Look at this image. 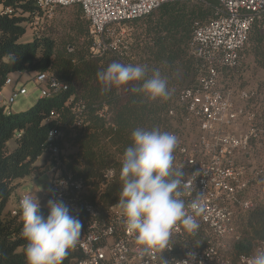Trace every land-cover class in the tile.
<instances>
[{
	"label": "trees",
	"instance_id": "16d2710c",
	"mask_svg": "<svg viewBox=\"0 0 264 264\" xmlns=\"http://www.w3.org/2000/svg\"><path fill=\"white\" fill-rule=\"evenodd\" d=\"M0 6V91L8 78L25 73H35V77L46 73L66 86L54 95L39 97L27 110L8 112L0 104V264H27L21 210L13 213L8 204L21 180L48 172L53 166L48 154L50 133L61 132L56 143L63 165L83 180L86 198L101 211L117 206L121 161L124 150L132 144V132L159 128L181 134L178 125L193 128L184 121L180 93L196 83L201 67L200 58L192 52L195 28L213 18L220 3L165 2L148 14L117 23L132 29L130 40H120L104 52L96 50L98 36L80 4L57 6L62 25L55 31L36 29L31 39H26L29 25L44 15L37 0H0ZM248 51L264 69V12L252 26L243 56ZM113 62L146 66L147 77L159 70L167 81L169 98L151 100L134 91L142 81L102 91L97 72ZM234 68L225 67L222 72ZM178 147L174 165L180 158ZM41 156L45 161L39 165L36 162ZM108 170L114 171L110 180L105 177ZM257 170H261L259 180L264 169ZM41 211L47 215L46 205H41ZM199 238H192L191 245ZM232 240L235 255L251 253L264 240V202L256 201L249 210H236ZM82 255L75 246L62 264H78Z\"/></svg>",
	"mask_w": 264,
	"mask_h": 264
},
{
	"label": "built area",
	"instance_id": "2783aa9c",
	"mask_svg": "<svg viewBox=\"0 0 264 264\" xmlns=\"http://www.w3.org/2000/svg\"><path fill=\"white\" fill-rule=\"evenodd\" d=\"M169 1L175 0H37V4L44 11L80 4L98 36L96 50L104 52L116 45L115 40H109L113 24L148 14ZM219 3L215 16L195 28L192 52L200 58L201 67L196 83L180 93L186 112L184 121L193 126L195 133L188 139L184 134L172 132L178 138L180 154L174 167H182L185 181L190 184L182 197L189 214L195 216L190 205L195 196L203 194L200 200L204 211L195 216L198 230L189 234L178 223L165 249L144 252L136 244L135 235L126 230L118 206L101 211L86 198L83 180L63 165L56 143L61 132L54 130L48 147L54 163L48 169L52 176L48 199L63 200L83 224L76 244L83 254L78 264H249L256 252L264 250L261 240L251 253L235 255L231 242L236 210H249L256 205L250 190L261 170L247 164L244 158L251 139L262 129L255 114L236 102L235 91L222 84V68H234L241 63L252 26L264 12V0H219ZM36 80L41 86V97H49L66 87L46 73L37 74ZM14 81L10 77L6 85ZM19 92L27 94V89L22 86ZM19 92L13 90L7 103L11 105ZM238 95L249 100L256 94L241 91ZM7 110L10 112L11 108ZM241 120H246L248 127L234 131L231 126ZM113 174V170H108L105 177L110 180ZM25 195L18 196V210ZM37 196L43 205L44 199ZM196 237L199 240L191 245Z\"/></svg>",
	"mask_w": 264,
	"mask_h": 264
},
{
	"label": "clouds",
	"instance_id": "9594fccd",
	"mask_svg": "<svg viewBox=\"0 0 264 264\" xmlns=\"http://www.w3.org/2000/svg\"><path fill=\"white\" fill-rule=\"evenodd\" d=\"M9 59L15 63L11 55ZM104 86L102 91L121 87L133 81L143 83L138 91L151 100H167L170 92L159 70L147 77V67L111 63L97 72ZM132 144L123 152L120 178L122 187L117 206L122 210L126 230L135 235V242L144 252L167 247L173 228L179 223L194 234L199 223L195 216L204 211L199 194L186 210L182 198L190 184L185 181L182 167H174V150L178 144L175 134L159 128H136L131 134ZM22 218L21 236L27 243L24 255L27 264H62L68 251L74 248L82 234L83 224L61 199L50 198L41 211L39 197L28 194L19 202ZM249 264H264V250L256 252Z\"/></svg>",
	"mask_w": 264,
	"mask_h": 264
},
{
	"label": "rangeland",
	"instance_id": "374dc122",
	"mask_svg": "<svg viewBox=\"0 0 264 264\" xmlns=\"http://www.w3.org/2000/svg\"><path fill=\"white\" fill-rule=\"evenodd\" d=\"M60 16L61 11L59 9L57 10V7L51 11H44L43 17H37L33 25H29L26 39H31L36 29L57 30L62 25L60 23ZM111 30L113 31V36L110 35L109 39L114 37L116 44H119L120 40H130L132 29L129 26L113 24ZM35 78V73L24 76L20 75L19 80L14 84L13 90L19 92L21 87L24 86L27 89V94H21L19 92L11 105L7 103L8 98L6 101L4 100L5 102L1 101L0 104L11 108L14 112L29 109L41 97V86ZM222 84L235 91L237 103L244 105L249 112L255 114V120L258 123L259 129H262V131L258 130L257 136L253 137L244 161L250 166L264 169V69L257 66L252 51L246 52L238 67L228 71L226 74H222ZM241 91H249L256 95H253L249 100L241 99L238 95ZM178 127L182 129L181 134L185 133L184 135L188 139L195 133L193 128L184 127L182 124L178 125ZM247 127L248 123L246 120H241L234 126H231L234 131L246 129ZM51 178L52 176L49 172H43L22 180L9 201L8 209L12 211L18 210L17 199L22 193L33 196L35 194L39 195L44 199L43 205H46L49 200L48 194L51 189ZM250 195L256 201L264 202V176L260 177L258 182L251 188ZM231 242L233 243V240Z\"/></svg>",
	"mask_w": 264,
	"mask_h": 264
},
{
	"label": "crops",
	"instance_id": "0c3cea01",
	"mask_svg": "<svg viewBox=\"0 0 264 264\" xmlns=\"http://www.w3.org/2000/svg\"><path fill=\"white\" fill-rule=\"evenodd\" d=\"M24 76V75H26V73L25 74H21V76ZM19 76H20V74L18 75V74H16L15 76H13V78H14V82H13V84H8V85H6L3 89H2V91H0V102L1 101H6V99L8 98V96L12 93V91H13V89H14V84H15V82H17L18 80H17V78H19ZM4 101V102H5ZM14 112V111H13ZM45 161V156H41L38 160H37V164H39V165H41V164H43V162ZM24 180V179H23ZM22 181V180H21Z\"/></svg>",
	"mask_w": 264,
	"mask_h": 264
}]
</instances>
